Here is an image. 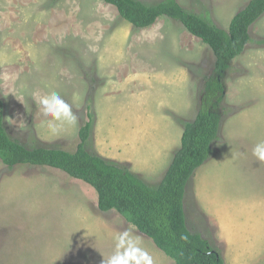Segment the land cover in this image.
Returning <instances> with one entry per match:
<instances>
[{"label": "rangeland", "instance_id": "obj_1", "mask_svg": "<svg viewBox=\"0 0 264 264\" xmlns=\"http://www.w3.org/2000/svg\"><path fill=\"white\" fill-rule=\"evenodd\" d=\"M157 3L161 0H142ZM228 29L249 0H177ZM224 79L223 120L209 159L187 185L188 227L226 264H264V15ZM215 64L209 45L161 16L148 28L101 0H0V100L12 138L27 147L74 151L93 116L86 147L156 186L187 122L204 103ZM55 91L75 124L53 135L39 103ZM94 187L46 166L0 160V264H105L117 251L129 264H174L123 215L101 211ZM128 242L117 249V237ZM137 249L140 251L138 252Z\"/></svg>", "mask_w": 264, "mask_h": 264}, {"label": "trees", "instance_id": "obj_2", "mask_svg": "<svg viewBox=\"0 0 264 264\" xmlns=\"http://www.w3.org/2000/svg\"><path fill=\"white\" fill-rule=\"evenodd\" d=\"M115 6L120 16L139 28H148L161 16L180 21L194 36L210 46L215 55L212 72L204 78V103L187 122L180 148L156 186L147 184L129 168L88 151L93 116L79 130L74 151L59 147H27L9 134L0 100V160L10 168L20 164L59 169L95 188L101 211L116 210L174 264H226L220 251L187 225L184 198L187 185L209 159L223 120L227 71L251 42V27L264 15V0H249L231 19L228 29L211 23L177 0L146 3L142 0H101Z\"/></svg>", "mask_w": 264, "mask_h": 264}, {"label": "clouds", "instance_id": "obj_3", "mask_svg": "<svg viewBox=\"0 0 264 264\" xmlns=\"http://www.w3.org/2000/svg\"><path fill=\"white\" fill-rule=\"evenodd\" d=\"M40 105L43 108V114L45 117H51L49 120H45L42 124L53 135L58 134L65 124H75L77 117L72 111V107L60 96L59 93L51 91L49 94L42 96L39 100ZM252 155L259 161H264V140L258 141L252 148ZM117 249L123 248L129 240L127 233L121 234L117 238ZM139 252L140 250L137 249ZM146 264H152L151 257L147 252H143ZM105 264H129L128 254H120L117 251L112 257H110ZM136 264H140L137 260Z\"/></svg>", "mask_w": 264, "mask_h": 264}]
</instances>
